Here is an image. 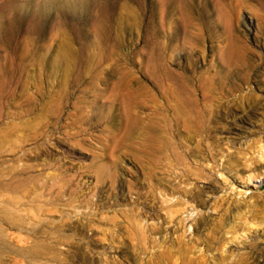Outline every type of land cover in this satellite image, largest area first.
Segmentation results:
<instances>
[{"label":"rangeland","instance_id":"1","mask_svg":"<svg viewBox=\"0 0 264 264\" xmlns=\"http://www.w3.org/2000/svg\"><path fill=\"white\" fill-rule=\"evenodd\" d=\"M0 264H264V0H0Z\"/></svg>","mask_w":264,"mask_h":264},{"label":"bare ground","instance_id":"2","mask_svg":"<svg viewBox=\"0 0 264 264\" xmlns=\"http://www.w3.org/2000/svg\"><path fill=\"white\" fill-rule=\"evenodd\" d=\"M179 95H183V94H179ZM209 96H210V94H209ZM181 97H183V96H181ZM185 97H188V96H184L183 100L181 98V100L179 101L180 103L176 106V109H175L178 113H183L182 121L178 122V123H181V125H182L181 127L183 128V132H181V131L180 132L183 133V136H182V139L180 140V143L178 145L171 146L168 148L169 154L166 155L168 157H166L167 160L165 162L166 163L165 166L169 165V167L171 169L176 168V165L178 163L184 162V158H183L184 156H189L191 154H195L199 157V160L204 159V161H205V159H207L211 162V165L207 168L206 165L204 166L202 163L198 162L195 159V166L199 170H205L211 174L213 171H215L214 168L217 166L215 164L214 160H215L216 154L219 153L220 149H218V147L214 144L213 139L210 140V138H211V136H210V123L211 122L209 119L210 111L208 109V106H206V103L201 104V105H198V104L194 105L189 101L187 102V100H186L187 98L185 99ZM197 99H198V97H197ZM196 101L197 100H195V104L197 103ZM172 107L173 106H171L170 109H172ZM168 125H170V124H168ZM174 125H175V123H174ZM176 125H177V123H176ZM179 137H181V136H179ZM164 144L167 145V143H164ZM161 145H163V144H161ZM160 147H162V146H160ZM192 157H193V155H192ZM162 158H164V157H162ZM242 158H243V156H242ZM189 174H190V172H187V175H186L187 178H189ZM195 174L196 173H194L193 175H195ZM190 191H192V190L186 189V190H184V193L185 192L186 193H192L193 192V191L192 192H190ZM194 192H196V190ZM200 192H201V190H198V194H200Z\"/></svg>","mask_w":264,"mask_h":264}]
</instances>
